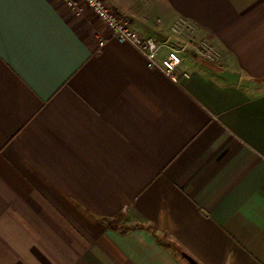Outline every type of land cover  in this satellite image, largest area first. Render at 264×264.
<instances>
[{
	"label": "crops",
	"instance_id": "obj_1",
	"mask_svg": "<svg viewBox=\"0 0 264 264\" xmlns=\"http://www.w3.org/2000/svg\"><path fill=\"white\" fill-rule=\"evenodd\" d=\"M107 1L217 60L183 35L175 82L91 9L0 0V264H264V0Z\"/></svg>",
	"mask_w": 264,
	"mask_h": 264
},
{
	"label": "built area",
	"instance_id": "obj_2",
	"mask_svg": "<svg viewBox=\"0 0 264 264\" xmlns=\"http://www.w3.org/2000/svg\"><path fill=\"white\" fill-rule=\"evenodd\" d=\"M73 13L82 14L91 9L110 30L112 36L121 42H129L138 48L146 57L149 68L161 69L171 80L178 82L181 75L189 76L182 72L184 58L182 51L185 49L179 39L188 35L186 46L190 45L195 55L201 56L207 62L217 60V51L204 39H197L194 24L180 19L171 27L165 39L159 40L153 35H145L135 30L129 19L116 11L107 0H61ZM101 44L105 43L101 39Z\"/></svg>",
	"mask_w": 264,
	"mask_h": 264
},
{
	"label": "water",
	"instance_id": "obj_3",
	"mask_svg": "<svg viewBox=\"0 0 264 264\" xmlns=\"http://www.w3.org/2000/svg\"><path fill=\"white\" fill-rule=\"evenodd\" d=\"M216 72L226 78L227 80L233 82V83H238L239 82V78H240V74L236 71H228L225 69H215ZM183 255L192 263V264H200L199 262H197L195 259H193L191 256H189L186 253H183Z\"/></svg>",
	"mask_w": 264,
	"mask_h": 264
},
{
	"label": "rangeland",
	"instance_id": "obj_4",
	"mask_svg": "<svg viewBox=\"0 0 264 264\" xmlns=\"http://www.w3.org/2000/svg\"><path fill=\"white\" fill-rule=\"evenodd\" d=\"M188 48L189 49H191V47H190V45H188ZM199 59H201V61H203V62H207V61H205L201 56H199L198 54L196 55ZM209 62H207V64H208ZM210 64V63H209Z\"/></svg>",
	"mask_w": 264,
	"mask_h": 264
}]
</instances>
